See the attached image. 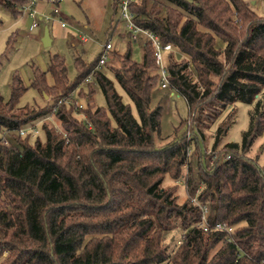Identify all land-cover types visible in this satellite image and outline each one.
Masks as SVG:
<instances>
[{"label":"trees","instance_id":"obj_1","mask_svg":"<svg viewBox=\"0 0 264 264\" xmlns=\"http://www.w3.org/2000/svg\"><path fill=\"white\" fill-rule=\"evenodd\" d=\"M32 1L0 0V7L17 17ZM149 1L132 4L135 23L175 48L166 56L169 83L187 101V128L194 133L230 106L254 104L241 144H225L209 169L197 142L196 184L187 132L168 145L155 143L162 106H153L160 77L149 42L142 62L128 51L118 55L122 65L113 70L137 115L96 70L103 52L89 65L79 59L73 82L64 60L54 56L47 71L33 68L29 87L15 76L10 99L0 94V258L9 252L0 264H264V170L246 155L264 133V17L248 0H164L151 7ZM14 41L12 36L8 47ZM90 76L107 108L93 103L92 89L80 91L87 96L85 108L60 103ZM29 88L53 103L40 110L18 107ZM76 110L87 119L77 118ZM41 120L44 141L19 134ZM232 123L218 126L215 149ZM5 134L16 138L19 149L4 152ZM167 178L185 180L191 195L199 191L198 203L209 206L208 223L233 227L234 241L223 232H205L202 208L190 198L180 203L179 186H164ZM177 221L186 233L170 254L165 239Z\"/></svg>","mask_w":264,"mask_h":264},{"label":"rangeland","instance_id":"obj_2","mask_svg":"<svg viewBox=\"0 0 264 264\" xmlns=\"http://www.w3.org/2000/svg\"><path fill=\"white\" fill-rule=\"evenodd\" d=\"M36 16L38 18V27L31 30V18L27 11L19 16H14L0 7V94L5 101L11 96V84L15 76H19L26 86H30L33 77V68H39L41 71H47L50 61L54 56L61 57L68 71V78L71 82L75 81L79 70L77 61L80 59L86 64L94 63L105 46L110 43L112 50L108 55L107 64L99 71L110 78L122 96L125 104H129L135 115L136 108L127 93L115 78L113 70L122 65L118 55H124L128 51L135 62H142L144 56V40L138 36L137 41L131 39L129 30L124 21L121 20L119 10L114 8V0H61L60 3L53 4L49 0H35ZM153 2H164V0H152ZM152 1L148 2L151 7ZM252 8L264 17V0H248ZM58 9L59 13L54 14ZM165 14L163 11L162 15ZM49 18V19H48ZM65 24L63 27L62 24ZM48 28L52 44L44 47L41 39L44 36L45 28ZM14 36L15 41L11 47H8V41ZM222 44V45H221ZM223 43L218 44L222 47ZM177 60H181V55L175 54ZM48 83L52 84L53 79L48 75ZM89 89L94 91L93 103L102 108H107V102L103 92L94 77L89 82L82 84L69 98L77 106L86 107L87 96H81L80 91L85 94ZM49 95L29 88L20 98L19 106L27 105L33 109L47 108L52 104ZM68 103V102H67ZM162 106L160 135L155 136L157 146L168 145L172 141L181 139L187 132V139L190 143L187 154L191 155V165L194 170L195 179L198 177V161L200 152H196L197 142L201 153L205 159L206 166L212 168L213 161L219 150L227 143L242 142V135L249 129L250 112L254 104L237 103L230 106L224 113L218 117L213 124H209L202 130L195 129L194 133L187 128L186 120L189 118V107L187 101L172 89H161L157 87L153 93V106ZM75 116L79 119H87L85 113L75 111ZM233 119L227 133L222 138L220 144L215 149V135L218 126L226 120ZM49 122L57 131L64 132L61 123L54 116L48 117ZM183 123V125H182ZM39 128L37 136L41 141L45 140L44 132L41 130L42 120L35 123ZM202 131V133H201ZM17 135V134H16ZM3 144L6 148L19 149L18 142L12 134H5ZM34 140V139H31ZM247 157L257 161L258 165L264 170V133L256 139ZM188 162V161H187ZM184 173L188 176V167L184 168ZM196 184L199 180L196 179ZM177 184L179 186V202L183 203L189 198L190 192L186 190V183L182 178L171 180L167 178L164 186ZM186 231L177 221L166 235V244L168 252L172 254L180 242L184 239ZM166 264V263H165Z\"/></svg>","mask_w":264,"mask_h":264},{"label":"built area","instance_id":"obj_3","mask_svg":"<svg viewBox=\"0 0 264 264\" xmlns=\"http://www.w3.org/2000/svg\"><path fill=\"white\" fill-rule=\"evenodd\" d=\"M135 1L136 0H118L120 18L122 21L126 23L127 29L129 30V33L131 34V39L137 40L138 36L140 35L145 38L144 42H149L153 46L155 62H156V65L158 66V74L160 77L159 87L161 89H171L170 83H169V72H168V67H167V62H166V56L170 52H175V48L171 44H164L158 35H156L150 30L139 27L135 23L136 15L131 9V6ZM35 6H36V1L33 0L28 6L24 7V11H27L29 17L31 18V27H30L31 30L38 27V18L36 16ZM54 13L58 14L59 13L58 9H55ZM62 25L63 27L65 26L64 23ZM111 50H112V46L110 43H108L105 46L104 51L99 59V63L96 66V70H100L102 67H104L107 64L108 55L111 52ZM90 79H91V76L86 79V82H89ZM69 98H71V96ZM69 98L62 99L60 103L62 102L69 103L71 101L69 100ZM82 107L83 106H80L79 108H82ZM38 133H39V128L37 125L28 126V127H25L19 130V134L21 136L31 135L32 137H35L37 136ZM186 190L188 192L187 184H186ZM197 193H199V191H196L195 195L189 194V198L191 199L192 202L196 203V205H199L202 208L201 204L198 203L197 195H196ZM202 211L203 213H202V217H201V221L199 222V225L203 228L205 232H210V231L223 232L227 235L229 242L234 241L233 236H232V234L234 233L233 227L225 223H217L211 226L207 221L208 215H209V206H204L202 208ZM8 253L9 252L6 251L3 254V256L0 258V262L8 256Z\"/></svg>","mask_w":264,"mask_h":264},{"label":"water","instance_id":"obj_4","mask_svg":"<svg viewBox=\"0 0 264 264\" xmlns=\"http://www.w3.org/2000/svg\"><path fill=\"white\" fill-rule=\"evenodd\" d=\"M41 42H42L44 47H48L52 44V40L50 38V33H49V30L47 27L45 28L44 36L42 37Z\"/></svg>","mask_w":264,"mask_h":264},{"label":"crops","instance_id":"obj_5","mask_svg":"<svg viewBox=\"0 0 264 264\" xmlns=\"http://www.w3.org/2000/svg\"><path fill=\"white\" fill-rule=\"evenodd\" d=\"M141 38H142V40H144L145 38H143V36H141ZM135 41H137V40H135ZM221 42H218V44H220ZM222 45V44H221Z\"/></svg>","mask_w":264,"mask_h":264}]
</instances>
